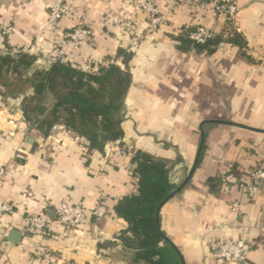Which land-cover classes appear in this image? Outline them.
<instances>
[{"label":"crops","instance_id":"1","mask_svg":"<svg viewBox=\"0 0 264 264\" xmlns=\"http://www.w3.org/2000/svg\"><path fill=\"white\" fill-rule=\"evenodd\" d=\"M54 0H0V50L36 55L49 64L66 31L79 23L92 34L81 48L69 47L65 62L97 70L109 59L125 64L120 50L132 53L128 68L132 84L125 98L123 141L92 150L81 137L55 126L48 135L31 127L21 111V95L11 96L0 82V102L11 106L0 113V205L15 204L7 217L9 244L3 264H134L133 252L119 235L127 222L115 215L114 206L136 189L130 149H141L161 159L179 185L191 169L201 141L204 120H225L264 130V0H238L240 11L230 26L210 10L174 0H66L73 7L56 24L49 22ZM151 1L167 14L166 24L137 46L126 28L115 21H130L139 30L147 15L139 2ZM198 5L203 1L194 0ZM217 36L237 32L245 45L225 43L215 50L186 38L196 26ZM11 27V33L3 29ZM199 166L190 182L161 209L166 237L183 254L187 264H218L209 243L219 238L243 239L253 244L246 264H264V186L250 196L239 186H228L225 176L242 177L264 167V132L244 127L207 123ZM241 203V213L231 203ZM62 202L80 204L88 221L80 228L63 225L54 207ZM98 204L107 207L93 215ZM47 212L62 238L41 239L13 231L30 214ZM44 242L51 255L35 256L33 244ZM23 244L27 247L24 248Z\"/></svg>","mask_w":264,"mask_h":264},{"label":"trees","instance_id":"2","mask_svg":"<svg viewBox=\"0 0 264 264\" xmlns=\"http://www.w3.org/2000/svg\"><path fill=\"white\" fill-rule=\"evenodd\" d=\"M186 38L191 41L189 36ZM222 42L245 45L241 35L234 32L227 37L216 35L200 46L215 50ZM119 55L124 68L102 65L90 73L69 62L43 64L36 55L25 51L0 50V82L7 94L25 95L21 102L25 121L44 137L62 125L83 138L90 149L103 152L107 144L121 142L125 136L124 105L132 84L128 68L132 53L122 49ZM25 87L33 95L24 94ZM34 100L36 105L29 108L26 103ZM47 101L49 109L44 106ZM131 164L136 189L114 206L115 215L128 224L119 235L121 244L133 252L134 264H182L160 223L159 207L178 186L171 180L170 167L141 149L134 150Z\"/></svg>","mask_w":264,"mask_h":264},{"label":"built area","instance_id":"3","mask_svg":"<svg viewBox=\"0 0 264 264\" xmlns=\"http://www.w3.org/2000/svg\"><path fill=\"white\" fill-rule=\"evenodd\" d=\"M182 3H189L196 8L200 7L214 12V14L217 15L227 27L234 22L240 11L238 0H209L203 1L200 5L194 0H174L172 9ZM139 6L147 15L148 22L144 31H139L130 21L119 17L115 19L117 23L121 24V26L128 30L131 37V45L133 47L139 45L148 34L157 31L167 22V14L153 2H139ZM73 9L74 7L66 0H54L49 8V22L51 24L58 23L67 14L73 11ZM11 30V27H6L3 29V34H10ZM91 34L92 31L90 27L82 22L66 31L55 52L49 56L48 63L54 64L60 61H65L68 48L73 47L77 49L83 47ZM188 36L195 44L203 45L213 39L216 34L205 26L199 25L193 28ZM224 44L225 43L222 42L219 46H223ZM127 51L131 52L130 50ZM109 64H117V60L109 59L104 63V65ZM82 70L90 73L94 71L87 66L82 67ZM10 110V105L0 102V113ZM133 152L134 150L130 149L131 156ZM4 175L5 169L0 168V183L4 178ZM224 181L228 186L237 185L250 196L256 197L261 193L264 186V167H256L248 171L242 177H238L234 173H229L225 176ZM231 210L236 214H240L241 203L239 201H233L231 203ZM54 211L61 224L72 226L74 229L80 228L88 221V217L82 206L77 203L62 202L55 205ZM107 212L108 209L105 205L98 204L93 211V215L99 218L107 214ZM14 213V203L6 202L0 205V264H3L2 256L4 247L9 244V221L5 218L12 216ZM20 232L26 236H39L43 240L47 238L58 240L63 236L59 232L54 231L53 219L47 212L28 215L26 223L20 229ZM23 247L26 248L27 245L23 244ZM32 247L33 252L37 257L46 259L51 255L49 246L42 241L34 243ZM209 248L212 258L218 264H246L253 248V244L243 239L219 238L212 240L209 243Z\"/></svg>","mask_w":264,"mask_h":264},{"label":"water","instance_id":"4","mask_svg":"<svg viewBox=\"0 0 264 264\" xmlns=\"http://www.w3.org/2000/svg\"><path fill=\"white\" fill-rule=\"evenodd\" d=\"M207 123H222V124L236 125V126H240V127H244V128L253 130V131L264 132V130L256 129V128H252V127H248V126H244V125H241V124H238V123H235V122H231V121H225V120H213V121L204 120V121H202V123L200 125L201 141H200V145H199V149H198L195 161H194L191 169L188 171L187 175L185 176L184 180L175 189H173L170 192V194L168 195L166 200L160 205L159 213L161 212V209L164 206V204L168 200H170L172 197L177 195L190 182L191 178L193 177L194 172L196 171L197 167L199 166V163H200V160H201V156H202V153H203V150H204L205 137H206L205 130H204V125L207 124ZM20 236H21V232L15 230V231L12 232L10 240L13 241V242H18V240L20 239ZM176 249H177V247H176ZM177 251H178V255H179V258H180L182 264H187L183 254L178 249H177Z\"/></svg>","mask_w":264,"mask_h":264},{"label":"rangeland","instance_id":"5","mask_svg":"<svg viewBox=\"0 0 264 264\" xmlns=\"http://www.w3.org/2000/svg\"><path fill=\"white\" fill-rule=\"evenodd\" d=\"M18 83V82H17ZM23 93L24 94H26V95H28V96H31V95H33L32 94V91L30 90V88H26L25 87V91H23ZM25 95H21V100H23V97H24ZM36 100H34V101H28V103H26V104H28V106H29V108H32V107H34L35 105H36ZM44 106H46L48 109H49V107H50V102L49 101H47V102H45L44 103Z\"/></svg>","mask_w":264,"mask_h":264}]
</instances>
